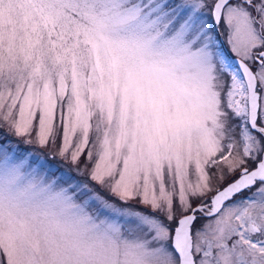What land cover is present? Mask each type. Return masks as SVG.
Returning a JSON list of instances; mask_svg holds the SVG:
<instances>
[{
  "label": "snow or ice",
  "instance_id": "obj_1",
  "mask_svg": "<svg viewBox=\"0 0 264 264\" xmlns=\"http://www.w3.org/2000/svg\"><path fill=\"white\" fill-rule=\"evenodd\" d=\"M0 264H264V0H0Z\"/></svg>",
  "mask_w": 264,
  "mask_h": 264
},
{
  "label": "rangeland",
  "instance_id": "obj_2",
  "mask_svg": "<svg viewBox=\"0 0 264 264\" xmlns=\"http://www.w3.org/2000/svg\"><path fill=\"white\" fill-rule=\"evenodd\" d=\"M22 147H23V145H22Z\"/></svg>",
  "mask_w": 264,
  "mask_h": 264
}]
</instances>
